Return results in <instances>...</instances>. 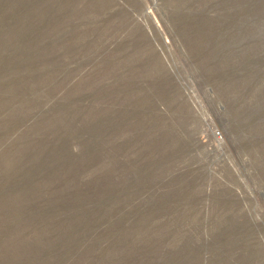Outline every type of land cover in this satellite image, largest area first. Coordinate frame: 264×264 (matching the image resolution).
Here are the masks:
<instances>
[{
    "label": "rangeland",
    "instance_id": "374dc122",
    "mask_svg": "<svg viewBox=\"0 0 264 264\" xmlns=\"http://www.w3.org/2000/svg\"><path fill=\"white\" fill-rule=\"evenodd\" d=\"M0 264H264V0H0Z\"/></svg>",
    "mask_w": 264,
    "mask_h": 264
}]
</instances>
